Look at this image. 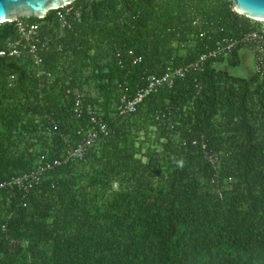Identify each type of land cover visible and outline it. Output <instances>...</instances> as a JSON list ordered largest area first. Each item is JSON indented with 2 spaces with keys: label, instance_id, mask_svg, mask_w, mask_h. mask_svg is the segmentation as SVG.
I'll use <instances>...</instances> for the list:
<instances>
[{
  "label": "trees",
  "instance_id": "obj_1",
  "mask_svg": "<svg viewBox=\"0 0 264 264\" xmlns=\"http://www.w3.org/2000/svg\"><path fill=\"white\" fill-rule=\"evenodd\" d=\"M71 5L68 27L57 10L24 17L49 36L40 65L0 57V181L62 160L97 126L89 109L76 116L78 92L107 133L28 192L0 189V264H264V71L230 72L243 47L118 110L149 76L262 22L229 0ZM14 24H0V45Z\"/></svg>",
  "mask_w": 264,
  "mask_h": 264
},
{
  "label": "built area",
  "instance_id": "obj_2",
  "mask_svg": "<svg viewBox=\"0 0 264 264\" xmlns=\"http://www.w3.org/2000/svg\"><path fill=\"white\" fill-rule=\"evenodd\" d=\"M57 10V17L62 28L69 26L68 15L75 13V7L71 3L66 4ZM77 16L79 12L77 11ZM15 35L4 40L0 45V57H9L16 59L31 58L36 65H40L43 62L44 51L47 48L49 42V36L42 31L41 24L34 21H29L24 17H19L13 21ZM2 24V23H0ZM242 46L243 49H249L253 51L255 55V69L258 73L264 71V22L260 28L249 31L241 37H225L219 40L215 47L207 52L200 54L195 60L178 66L175 68L169 67L161 75H151L148 78V82L145 86L141 87L139 91L133 97L122 96L118 110L120 114H129L137 110V106L152 92L157 91L159 87L168 86L172 87L176 78H183L192 71H200L205 67L206 62L211 58H217L222 54L230 53L235 47ZM142 60L141 56L134 58V63H138ZM49 74L46 69L39 68L37 76ZM14 79V75L11 76ZM84 93L78 92L75 102V114L77 117H81L85 109H89L93 112L92 122L97 124L96 127H92L87 136L77 146L67 149L63 153V159L47 157L41 155L38 161L36 169L21 177L15 178L8 182L0 181V189L5 186H18L25 189L28 192L37 184L40 180V176L60 165L69 159H83L88 149L96 143L99 136L103 133H107L106 124L98 120V111L93 110L90 103L85 102ZM208 159L213 163H217V158L211 154H208Z\"/></svg>",
  "mask_w": 264,
  "mask_h": 264
},
{
  "label": "water",
  "instance_id": "obj_3",
  "mask_svg": "<svg viewBox=\"0 0 264 264\" xmlns=\"http://www.w3.org/2000/svg\"><path fill=\"white\" fill-rule=\"evenodd\" d=\"M75 0H0V23L13 22L19 17L44 18L50 10ZM234 10L253 20L264 22V0H229Z\"/></svg>",
  "mask_w": 264,
  "mask_h": 264
},
{
  "label": "rangeland",
  "instance_id": "obj_4",
  "mask_svg": "<svg viewBox=\"0 0 264 264\" xmlns=\"http://www.w3.org/2000/svg\"><path fill=\"white\" fill-rule=\"evenodd\" d=\"M247 50H249V49H247ZM248 52H250V51H248ZM250 53H252V52H250ZM252 64H253V59H252V54H251L250 57H249V60H248V66H246L245 64H243L240 67L230 68L229 70L234 75L248 76L251 73L250 70H252Z\"/></svg>",
  "mask_w": 264,
  "mask_h": 264
},
{
  "label": "crops",
  "instance_id": "obj_5",
  "mask_svg": "<svg viewBox=\"0 0 264 264\" xmlns=\"http://www.w3.org/2000/svg\"><path fill=\"white\" fill-rule=\"evenodd\" d=\"M248 51H250V52H252V53H250V52H248ZM243 64H245L246 66H248V60H249V57H250V55L252 54V59H253V64H252V70H250L251 71V73L253 72V69H254V67H255V55H254V53H253V51H251V50H247V49H243ZM242 64V65H243Z\"/></svg>",
  "mask_w": 264,
  "mask_h": 264
}]
</instances>
